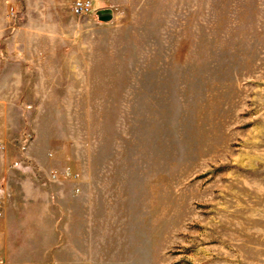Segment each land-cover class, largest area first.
I'll return each mask as SVG.
<instances>
[{"label":"rangeland","instance_id":"obj_1","mask_svg":"<svg viewBox=\"0 0 264 264\" xmlns=\"http://www.w3.org/2000/svg\"><path fill=\"white\" fill-rule=\"evenodd\" d=\"M0 0V264H264V0Z\"/></svg>","mask_w":264,"mask_h":264},{"label":"built area","instance_id":"obj_2","mask_svg":"<svg viewBox=\"0 0 264 264\" xmlns=\"http://www.w3.org/2000/svg\"><path fill=\"white\" fill-rule=\"evenodd\" d=\"M73 12L76 15L84 16L91 13L92 7L89 0H78L73 3ZM3 217V207L0 204V219Z\"/></svg>","mask_w":264,"mask_h":264},{"label":"crops","instance_id":"obj_3","mask_svg":"<svg viewBox=\"0 0 264 264\" xmlns=\"http://www.w3.org/2000/svg\"><path fill=\"white\" fill-rule=\"evenodd\" d=\"M78 1V0H77Z\"/></svg>","mask_w":264,"mask_h":264}]
</instances>
